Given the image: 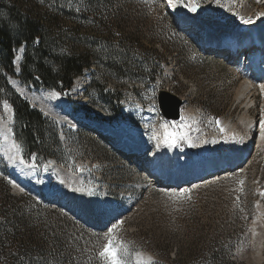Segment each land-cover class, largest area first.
I'll use <instances>...</instances> for the list:
<instances>
[{"label":"rangeland","instance_id":"obj_1","mask_svg":"<svg viewBox=\"0 0 264 264\" xmlns=\"http://www.w3.org/2000/svg\"><path fill=\"white\" fill-rule=\"evenodd\" d=\"M166 3V0H116V10L129 7L131 21L128 25H136L140 29L141 48L138 50L153 54L148 61H144L141 55L145 52L140 53L136 56V63L149 68L159 66L162 73L145 87V79L108 80L99 62L85 70L82 76L76 78L65 106L66 99L59 96L63 100V111L77 127L60 125L45 115L57 138L58 146L52 148L53 158L39 165L32 154L24 152L21 143L14 137L13 113L10 128L13 139L21 146V157L27 164L35 165L31 168L37 185L45 184V188L41 187L40 191H35L36 195H32L39 201L42 199L40 194L45 198L47 192L55 188L68 192L78 188L85 192L90 204L88 212L77 204L72 209L66 207L69 209L56 212L59 215H51L52 230L61 241L67 242V249L71 250L68 254L75 260L82 258L83 264H99L97 252L104 243L107 228L113 224H116L118 239L129 245L131 264H136L137 254L149 256L140 260L143 264L155 260L161 264H175V261L180 264H208L211 260L264 264V196H261L264 193V139L260 138L258 127L261 110L264 109V95L258 90L253 99L250 96L238 97L237 89L244 81L243 75L229 66L227 58L214 56L203 49L201 38H207L202 29L182 30L183 25L168 12ZM198 3L197 13L200 17L207 16V19L202 18L207 24L214 20L245 25L240 17L255 18L264 9V0H198ZM176 6L184 15L192 13L187 8ZM141 9L145 10L143 14L139 13ZM118 37L116 34L111 38L113 46H116ZM20 48L17 51L19 62L16 63L17 57L13 60L16 66L21 63ZM112 51L118 49L113 47ZM231 63L237 64L238 60ZM1 74L4 75L3 70ZM91 78L100 83L107 80L105 91L123 92L118 101L119 113L114 112L110 99L105 102L91 89L84 92ZM14 79L17 80L6 77V83L18 95L10 85ZM20 83L37 89L31 83ZM3 88L0 83V118L6 123L8 110L3 105L7 102L12 107ZM161 89L181 100L179 121L163 118L157 102V92ZM150 109L155 116L152 115L146 122V112ZM188 116L192 118L188 119ZM87 120L95 125L111 127H144V132L140 133H144L142 136L151 143L149 154L142 155L144 158L137 160V164L132 159H122L126 155L115 148L114 139L100 134L96 137L90 130L98 128L87 124L89 122L81 124ZM217 120L220 121L219 126ZM164 122L179 125L184 133H190L196 145L201 143L194 151L199 156L205 149H211L215 142L219 143L216 151L220 158L228 152L238 151L244 134L249 131L255 139L252 140L251 152L243 157L236 169L176 190L160 188L142 177V164L139 162L153 159L155 144H158V138L162 140L161 124ZM221 127L224 132L220 131ZM194 132L196 134H192ZM183 147L188 148L187 140L176 146L179 152H184ZM49 160L71 175L83 174L81 181L76 184L66 179L64 182L56 174L44 178ZM0 161L12 171L1 148ZM240 181H243L242 185ZM23 192L24 189L12 185L14 196ZM91 201L100 204L95 206ZM85 215H90L92 220H87Z\"/></svg>","mask_w":264,"mask_h":264},{"label":"trees","instance_id":"obj_2","mask_svg":"<svg viewBox=\"0 0 264 264\" xmlns=\"http://www.w3.org/2000/svg\"><path fill=\"white\" fill-rule=\"evenodd\" d=\"M115 2L0 0V83L14 112V137L27 155H35L39 165L54 157L52 148L58 146L55 132L43 114L9 88L6 77L31 83L37 89L55 91L68 99L74 80L98 62L108 80L145 79V87L162 73L159 66L149 68L136 63L140 53L145 52L141 55L144 61L153 54L138 50L140 29L128 25L129 7L116 10ZM116 34L119 37L113 46ZM20 47L23 54L16 76L13 60ZM113 47L118 51H112ZM106 84L107 80L100 83L91 78L84 92L91 89L105 102L110 99L114 112L119 113L118 101L123 92L105 91ZM9 181L7 166L0 161V264H83L82 258L75 260L68 254L71 250L67 249V242L61 241L52 230L51 215H59L56 212L65 209L41 194L42 199L37 201L28 190L14 196ZM153 264L161 263L155 260ZM208 264L233 263L211 260Z\"/></svg>","mask_w":264,"mask_h":264},{"label":"bare ground","instance_id":"obj_3","mask_svg":"<svg viewBox=\"0 0 264 264\" xmlns=\"http://www.w3.org/2000/svg\"><path fill=\"white\" fill-rule=\"evenodd\" d=\"M166 1H167V6L169 7L167 8L168 12L170 14L172 13L171 15L175 16L176 19H178L179 23L183 25L182 30L189 28L195 29L197 27L202 29L201 32L204 33V36H206L207 39L201 38L200 45L202 43L205 45H211L213 48L221 47V46L224 47L227 46L232 48L233 46L237 47V45H239L238 43L239 41L242 42L245 40L249 43V46L257 43L264 44V9H261L256 14L255 18H251L253 20V23L251 24L231 25L227 21H214V20L213 21L210 20L211 23L207 24L204 23L203 20L207 16L200 17V15L197 12L184 15L180 12V9L176 5H169L168 0ZM243 28H246V30H244ZM241 29L243 30V32ZM246 31L249 32L247 33ZM212 53L216 54L214 52ZM259 53L264 54L263 47L259 48L257 52H254L255 57L253 56V54L248 57L249 60L248 63L238 62L237 64L236 63L232 64L231 62H233L234 59H228L229 66H231L232 69L238 71L243 75L244 81H242L241 86L239 87V89H237L238 97L250 96V98L253 99L255 93L258 90L261 91L260 85L264 84V57L261 58L260 56H258ZM21 57H22V50L20 51V58ZM18 62L19 59H16V63ZM10 85L17 92V94L23 97L24 100L29 105L31 104L30 106H32L36 111L41 112V114H44L51 119H55L56 121L59 122L60 125L67 124L74 128L77 127L75 123L73 124L70 122L69 117H67V115L64 112L65 110L63 111V107H62L63 100L59 97V95L58 96L51 95V93L55 91H51L47 89H34L31 86H24L16 79L11 80ZM262 94L264 95V92H262ZM146 113L147 116L145 117V121L149 122V120L151 119L150 117L152 115L155 116V114L153 113V109H150ZM9 117H11V120L9 119ZM7 118H8V122L6 123H4L5 121L2 122L0 118V138L2 141L0 144V148L3 150L6 159L8 161V155H10V153L7 152V149L10 147L11 142L14 140L12 131L11 132L8 131V129L10 128V122L12 121V112L7 111ZM191 118L192 117L188 116V119ZM87 124L93 125L96 128H98L96 130H90V132L95 133L94 135L96 137H97L96 134H100L106 138H113L114 139L113 143L115 148L120 149V151H125L121 153H126V157L124 156L122 157V159L123 158L132 159L134 160L133 163L137 164L138 163L137 160L143 159L144 158L143 156H146L148 154L146 149L149 148L148 151L151 150V146H150L151 143L149 142L148 139H145V137H143L144 133H140V132H144V127L134 129L132 127H129V125L128 126L115 125L111 127L101 124L95 125L94 123H90V122ZM185 134L187 137L186 140L189 149L187 147L186 148L183 147L184 152H179V150L176 147H171V148L165 147L161 142L159 146L155 144L156 147H154L155 150H154L153 159L150 161H146L144 159L146 165L150 163L149 166H151L150 168L154 171L153 172L154 175L156 174L158 176V180L156 184L158 185V182H160L158 185V187L160 188H162V186H164V188L173 186L175 180L182 182L183 181L182 179L184 177L204 176L212 169L216 167H220L221 165H225L227 171L236 169L238 167V164L233 166L232 164L233 161L239 160L237 156L240 154L244 158L247 157V154L251 152L253 147L252 140L255 139V135L251 131L246 132L244 134L245 136L249 134V137H252L251 139L247 138L246 141L242 140L243 146L246 144H248V146L250 145V149L248 153L242 152L243 151V147H242V149L238 151H234L232 153L228 152L225 155H223V157L220 158L219 153L216 151V149L219 147L218 142L212 143L213 144L212 148L205 149L199 156L198 154L194 153V151L196 150V147H199V145L202 144L198 143L199 141L197 140L198 145H196V142L191 140L193 137L189 136L190 133L189 134L185 133ZM192 134H196V133L194 132ZM248 140L250 142H248ZM128 150L133 151V153H127ZM242 161L243 158L242 160L240 159V163ZM212 164L215 165L211 167ZM10 168H12V171L9 172L12 174L13 183L17 187H20L22 189L25 188L32 189L34 191H40L39 189L41 187H44L43 185L45 184L41 186L40 183H38L39 185H37V183L35 182L36 181L35 172L31 167H25L24 165H21L19 164V162H17L16 164H10ZM227 171H224L222 175ZM52 174L54 175L56 174L61 181L66 182L65 181L66 179H70L74 181L76 184L81 181V177L83 176V174L71 175L65 169L57 166L53 160H50L49 165H47V167L45 168L44 178L47 179ZM141 175L143 178H145L146 173L142 172ZM203 179L204 177L200 180ZM191 180L189 181V179H187V182H189L187 185L185 184L180 185L179 183L177 186L180 187L188 186V185H192L194 182H198V181L191 182ZM22 183H24V185H22ZM47 194L53 198L61 200L63 202V205L65 207H69L70 209H72L71 208L72 206L74 205L76 206L77 204H80L82 206V209L85 210V212H88L89 210L90 207V204L88 203L89 199L87 198L85 192H83L78 188L69 192L60 191L59 189L55 188L54 190H49ZM69 201L72 203H70ZM91 202L95 206L100 204L99 202L96 201H91ZM108 212H111V210H109ZM85 218L87 220H92L90 219L91 218L90 215H85ZM143 258L148 259L149 256L144 254H137L135 256L136 261L141 260Z\"/></svg>","mask_w":264,"mask_h":264},{"label":"snow or ice","instance_id":"obj_4","mask_svg":"<svg viewBox=\"0 0 264 264\" xmlns=\"http://www.w3.org/2000/svg\"><path fill=\"white\" fill-rule=\"evenodd\" d=\"M169 5H178L180 7L187 8L189 12H196L199 8L198 0H189V2L185 3V0H168ZM242 23L251 24L253 20L249 17L245 19L244 17H240ZM17 59H19L17 57ZM261 91L264 92V84L260 85ZM52 96H58L59 93L53 92ZM4 108L11 112L10 106L7 102L4 103ZM11 120V117H9ZM183 120V117H181ZM216 124L219 126L220 121L217 120ZM259 127V135L261 139H264V109L261 110V116L258 121ZM161 128L163 129L162 140L158 138V144L162 142L165 147H176L178 143L187 139L185 133L181 130L179 125L169 124L168 122H164L161 124ZM11 132V129H8ZM221 132L225 130L221 127ZM155 135V133L153 134ZM207 143V141H205ZM21 146L13 140L10 144V147L7 149V152L10 153L8 155V161L10 164H19L24 165L25 167H35V165H29L25 161L24 158L21 157ZM11 183V181H9ZM241 185L243 181H240ZM261 196H264V193H261ZM119 224H123V221H119ZM104 243L102 247L97 252V258L99 260V264H131L129 260L130 256V248L129 245L123 241L118 239L116 235V224H113L111 227L107 228L104 236ZM136 264H143L142 261L137 260ZM148 264H153V262L148 261Z\"/></svg>","mask_w":264,"mask_h":264},{"label":"water","instance_id":"obj_5","mask_svg":"<svg viewBox=\"0 0 264 264\" xmlns=\"http://www.w3.org/2000/svg\"><path fill=\"white\" fill-rule=\"evenodd\" d=\"M189 2V0H186ZM199 9H197L196 12H198ZM195 13V12H192ZM157 102L159 110L163 116L164 119L169 121H179L180 119V108L182 106L181 100L176 97L175 95L169 93L165 90H158L157 92ZM12 176V174H11ZM12 184L13 178H11Z\"/></svg>","mask_w":264,"mask_h":264}]
</instances>
